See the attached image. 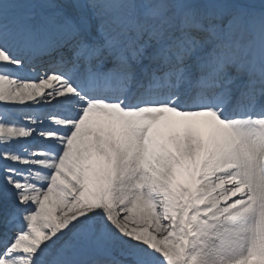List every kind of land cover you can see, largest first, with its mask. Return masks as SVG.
I'll return each mask as SVG.
<instances>
[{"label": "snow or ice", "instance_id": "snow-or-ice-1", "mask_svg": "<svg viewBox=\"0 0 264 264\" xmlns=\"http://www.w3.org/2000/svg\"><path fill=\"white\" fill-rule=\"evenodd\" d=\"M0 264H264V0H0Z\"/></svg>", "mask_w": 264, "mask_h": 264}]
</instances>
